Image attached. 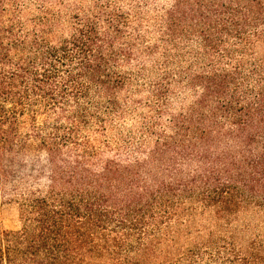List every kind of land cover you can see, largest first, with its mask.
Returning <instances> with one entry per match:
<instances>
[{
  "label": "trees",
  "instance_id": "trees-1",
  "mask_svg": "<svg viewBox=\"0 0 264 264\" xmlns=\"http://www.w3.org/2000/svg\"><path fill=\"white\" fill-rule=\"evenodd\" d=\"M29 4L0 0V264H171L198 209L191 261L264 264L222 227L264 206V0Z\"/></svg>",
  "mask_w": 264,
  "mask_h": 264
},
{
  "label": "rangeland",
  "instance_id": "rangeland-1",
  "mask_svg": "<svg viewBox=\"0 0 264 264\" xmlns=\"http://www.w3.org/2000/svg\"><path fill=\"white\" fill-rule=\"evenodd\" d=\"M27 1V2H25ZM94 0H68L70 3L82 2L85 5H89ZM24 5L25 3H31L29 5L37 4L38 0H19ZM257 56L264 57V43L259 44L257 49ZM133 123L130 120L129 125ZM135 123H133L134 125ZM189 221L183 226L179 227V237L172 245L173 259L171 264H215L208 258H202L199 260L191 261L188 257L189 250L197 245L198 238L204 237L206 234L217 232L218 227L215 222L214 214L204 212L198 209ZM234 220L231 222L225 221L222 223L223 232L235 233L238 241L242 244L252 239L255 235H262L264 233V206L262 209L253 208L244 211L242 214H230ZM236 218V219H235ZM20 226L19 210L15 202L10 201L2 192L0 194V230L16 229Z\"/></svg>",
  "mask_w": 264,
  "mask_h": 264
}]
</instances>
